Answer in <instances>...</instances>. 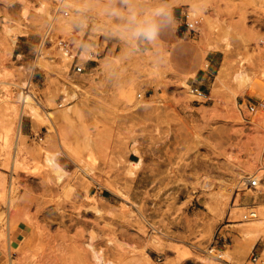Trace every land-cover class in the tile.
I'll list each match as a JSON object with an SVG mask.
<instances>
[{
  "label": "rangeland",
  "instance_id": "rangeland-1",
  "mask_svg": "<svg viewBox=\"0 0 264 264\" xmlns=\"http://www.w3.org/2000/svg\"><path fill=\"white\" fill-rule=\"evenodd\" d=\"M177 3L200 17L196 31L182 14L156 44L133 53L108 34L107 0H0V264H95L88 241L116 264H208L201 253L225 264L207 252L223 233L231 237L225 258L251 264L264 237V205L253 201L264 195V0ZM79 19L84 31L72 27ZM60 40L76 54L67 71ZM83 49L93 56L80 58ZM242 67L245 90L236 78ZM27 78L42 114L72 105L70 120H55L53 130L23 109ZM70 81L82 91L68 102ZM130 87L136 106L120 93ZM43 149L58 152L62 181ZM140 159L129 178L130 160ZM249 176L262 178L257 189ZM249 207L263 220H244Z\"/></svg>",
  "mask_w": 264,
  "mask_h": 264
},
{
  "label": "bare ground",
  "instance_id": "bare-ground-1",
  "mask_svg": "<svg viewBox=\"0 0 264 264\" xmlns=\"http://www.w3.org/2000/svg\"><path fill=\"white\" fill-rule=\"evenodd\" d=\"M62 1V0H61ZM179 2V0H170V3H177ZM43 5V4H42ZM39 8V7H38ZM43 9V7H42ZM197 9H194L193 10V14H195L197 11ZM8 17L7 15H5L3 17V28H4V31L7 32V33H10L11 32V28L6 24V22L8 21ZM63 20V19H62ZM69 20V19H68ZM65 23V20L63 21ZM86 25V23H85ZM69 27V26H68ZM86 27V26H85ZM85 30V28H84ZM83 30V31H84ZM82 31V30H81ZM16 35V34H15ZM13 41V40H12ZM45 51L43 49V45L41 44L40 47H39V52L37 54V57H36V64L37 65H42L43 62H42V58L45 56ZM78 52V51H77ZM78 54V53H77ZM76 56L75 52L72 51L70 52L69 49H67L66 51L63 50V63H64V66H65V70L67 71L68 70V63H70L69 61L71 59H73L74 57ZM79 56L80 58L82 59H88V58H91L93 56V54L88 50V49H83L81 50V52L79 53ZM35 61V60H34ZM223 68V67H221ZM223 70V69H221ZM220 70V71H221ZM220 73V72H218ZM26 74V73H25ZM85 74V73H84ZM236 78H238L241 82H244L242 84V90H245L246 87L249 85L248 83V79H249V75L246 73V70L244 67H242V69H240L237 73H236ZM22 84H20L19 86L21 87V90L20 91L22 94H21V102H22V106H23V109H26L28 110V112L30 113V115L37 121H40V120H44L45 122L47 123H50L53 127V130H56L55 128V120H58V121H61V122H67L70 120L71 116H72V113L75 111L72 107V105H68L61 113L59 116H55L54 113L52 111H47L45 114H42L39 110V107H38V104L36 103L35 99H34V95L32 93V90H31V87H30V80L27 78V80L25 79V81H21ZM68 83V82H67ZM184 83V86L187 85L188 83L186 81L183 82ZM253 83V82H252ZM68 85H65L64 88H63V92H65V100H68V102H70L71 100L75 99L77 97V90H81L82 91V87L79 86L78 83L74 82V81H70V85L69 87L67 88ZM188 86V85H187ZM122 97H123V101L125 102V104H130L132 106H136L138 104L141 103L140 100L137 99V96H136V93L138 95V92H136L134 90L133 87H130L128 89H122L120 91ZM141 95V93L139 94ZM22 109V108H21ZM22 112V110H21ZM19 112V119L20 118V113ZM18 119V120H19ZM33 119V120H34ZM20 122V120H19ZM19 127V126H18ZM19 131V130H18ZM19 133V132H18ZM16 144V143H15ZM43 153H44V161L47 165H49L50 167H52V169L56 172L57 174V181H62L64 179V177L66 176L67 174V170L64 169V167L61 165V163L57 160V154L58 152H51V151H48L46 149H43L42 150ZM141 159L140 160H130V166L127 168V171H126V175L129 177V178H133L135 177L136 175V170L137 168L140 166L141 164ZM262 179V178H260ZM204 185L205 186H208L209 185V180H205L204 181ZM119 190V189H118ZM254 190V189H253ZM119 192V191H117ZM255 193V192H254ZM124 195V194H123ZM127 195V194H126ZM227 196V195H226ZM230 196V195H229ZM255 198L257 196H254ZM127 199V198H126ZM129 200V199H128ZM88 202V201H87ZM90 202L92 204V206L97 210V211H101V207L100 205L98 204V201L96 198L94 197H90ZM257 202L258 204L260 205H264V203L260 202V201H255ZM248 202L246 203H240L238 200H236L235 202V209L236 211H238V209H240L242 206L246 205ZM125 210V209H124ZM256 219V218H255ZM257 221H261L263 220L262 218H258L256 219ZM236 224V223H233V225ZM237 225V224H236ZM161 238V237H160ZM158 241L156 237H152V239H150V241ZM87 247H89L91 250H92V255H93V258H94V261H95V264H116L114 261H112L111 259L110 260H105V258L103 257V254L100 252V250H97L95 248V246L93 245V243L91 241H88L87 243H85ZM182 249V253L180 256H186L187 258L190 257L188 249L186 248H181ZM205 251V250H204ZM200 258L202 261L204 262H208L209 264V259L207 258V256L203 253H201L200 255ZM12 260V259H11ZM152 261V260H151ZM217 262V261H216Z\"/></svg>",
  "mask_w": 264,
  "mask_h": 264
},
{
  "label": "clouds",
  "instance_id": "clouds-1",
  "mask_svg": "<svg viewBox=\"0 0 264 264\" xmlns=\"http://www.w3.org/2000/svg\"><path fill=\"white\" fill-rule=\"evenodd\" d=\"M104 14L111 21L108 34L123 41L133 53L141 44H156L161 34L175 23L174 12L167 0L149 3L144 0H107ZM85 26L83 19L72 24L78 30H84Z\"/></svg>",
  "mask_w": 264,
  "mask_h": 264
},
{
  "label": "built area",
  "instance_id": "built-area-1",
  "mask_svg": "<svg viewBox=\"0 0 264 264\" xmlns=\"http://www.w3.org/2000/svg\"><path fill=\"white\" fill-rule=\"evenodd\" d=\"M64 14L67 15L68 11L65 10ZM183 15H185V20H184V26L187 29V31H196L197 26L200 24V17L190 15L188 12H182ZM59 45L63 50L69 49L68 43H66L63 40L59 41ZM75 58V57H74ZM75 72L78 73H84L86 72V67L85 65H79L75 64L74 66ZM192 92H194L196 95L201 97L203 100L207 101L209 99V95L207 92H205L203 89L200 87H193ZM243 101L241 102V104ZM246 105L248 106L249 110L252 112L255 110L256 104H253L252 102H246ZM261 179L258 178L257 176H249V179H247L248 185L250 186L251 189H257L258 185L260 184ZM258 217V209L256 207H249L247 210L243 213V219L244 220H253ZM231 242V237L230 235L223 233L219 236H217V239L215 242L210 243V245L207 248V252L218 259L224 261L225 264H233L230 262L229 259L225 258V250L227 247V244ZM247 261L250 262L251 264H264V237L261 238L260 242H257L254 244L250 254L247 257Z\"/></svg>",
  "mask_w": 264,
  "mask_h": 264
},
{
  "label": "crops",
  "instance_id": "crops-1",
  "mask_svg": "<svg viewBox=\"0 0 264 264\" xmlns=\"http://www.w3.org/2000/svg\"><path fill=\"white\" fill-rule=\"evenodd\" d=\"M168 1H170V0H168ZM169 6H173L172 10H173L174 15H175L176 18H179L182 15V12L183 11L180 9V6L178 5V3L170 4ZM89 46H91V45H89ZM198 51L200 52V56H201V51H200L199 48H198ZM210 62H211V60H210ZM253 201H260V202L264 203V195L262 197H260L259 199H257V197H256ZM242 202L243 203H246L245 199H243ZM249 203H251V202H249ZM20 231H22V228L21 227H20ZM20 231L17 234V237H16L17 239H19V237L21 235V232Z\"/></svg>",
  "mask_w": 264,
  "mask_h": 264
}]
</instances>
